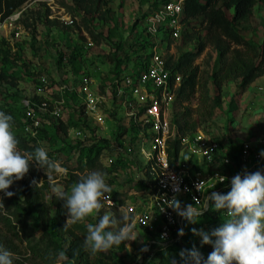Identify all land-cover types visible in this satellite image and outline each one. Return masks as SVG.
Returning a JSON list of instances; mask_svg holds the SVG:
<instances>
[{"label":"rangeland","instance_id":"obj_1","mask_svg":"<svg viewBox=\"0 0 264 264\" xmlns=\"http://www.w3.org/2000/svg\"><path fill=\"white\" fill-rule=\"evenodd\" d=\"M163 1L165 0H109L111 13L107 22L94 16L89 19L90 27L95 34L97 33V38L94 39L85 30L81 21V12L72 14L60 5L61 0H33L15 13L24 12L23 17L27 22H33V26L28 28L19 20L12 26L8 24L0 33V71L5 70L8 75H16L19 78L16 88L4 82L0 83V91H2L0 111L10 108L18 120L17 127L13 126L12 131L24 135L31 133L38 147H44L48 154L55 155L58 165L63 169L61 172H55L37 168L41 172L40 184L48 181L53 185L55 193L57 190L70 193L73 186L66 185L68 171L61 162L70 163L79 147L87 149L90 145L97 144L102 147V155L101 167L95 171L105 175L106 183L112 188L111 197L117 189L125 191L122 197L126 199L125 205L120 206L114 200L115 206H110L106 200L103 201V207L98 213L83 220L87 227L98 221L100 212L103 215H115L117 218L123 215L134 217L147 204L149 189L148 187L141 189L147 182V176L146 164L141 157L140 145L137 141L138 129L128 127V133L123 137L120 136L121 130L129 123L121 112V107L117 111L112 107L113 96L118 101L121 98L118 97L120 94L116 93L117 87L113 83L118 75L115 59L129 55V63L123 73H132L139 67L137 56L141 52H134L132 43L143 32L147 22L145 15L148 14L149 17L152 14L150 12L163 5ZM46 7L50 10L48 16L50 20L56 19L55 16H59L65 10V13L75 18V22L67 24L66 27L65 23L61 22L57 26L48 25L45 22ZM202 20L203 18L199 17L191 21L186 34L195 33L196 38L200 37L201 40L207 41L206 24H202ZM17 26L21 28L19 36L15 35ZM239 30L244 39L262 42L264 37L262 3H257L254 8L251 27H239ZM184 38L185 34H182L178 39H173L169 46L164 43L162 50L167 54L175 55L180 47L184 51L193 50L200 40L184 41ZM119 44L123 46L120 50L117 48ZM72 48L76 49L79 59L76 68L66 63L65 59L60 60L61 54L68 56ZM5 51H9L8 58L4 55ZM195 65L199 68V91L192 95L190 100L177 103L173 111V120L185 110H189L188 119L191 123L198 122L199 130L212 138L228 143L230 148L242 140L255 142L264 136V77L245 90L239 88L236 82H226L222 88L220 101L215 106L211 74L221 66V61L212 44L208 42ZM85 80L89 83L90 96L95 100L99 99L98 108L103 115L102 122L95 120L86 110L85 114L81 112V105L85 103L82 91ZM66 85H73L77 92L70 89L73 87L66 89ZM204 85L209 88V94L202 97L201 91ZM36 95H41L52 107L59 101L60 115L56 116L52 112L53 108L41 109L40 105L32 100ZM32 103L34 108L31 106ZM35 110L36 113H33ZM27 117L34 119L33 127L36 129L32 126L25 128ZM60 120L68 125L67 136L56 131L54 127ZM200 168L207 173L215 170L208 163L201 165ZM244 168L245 166H242L240 170L243 171ZM220 171L231 173L234 170L220 167ZM23 178L14 181L8 191L19 195ZM227 189L223 187L220 193ZM11 202L12 197H5L0 193V215L6 213L7 206ZM200 218H197V223L188 225L192 229L188 242L196 244L192 248L205 246L201 244L200 237L193 233V229L211 231L209 222L202 223ZM221 219H224L223 215ZM71 222L70 218L66 220L67 224ZM132 225L130 241L108 251L115 264H140L144 260L143 254L153 250L158 244L155 222L148 225L134 222ZM0 236L4 239L5 248L12 250L11 253L20 262L38 264L39 260L30 253L27 241L21 234L16 236L9 233L1 221ZM37 236H39L38 231ZM174 238L175 234H172V239ZM146 247L147 251L144 250ZM203 248L210 247L206 245Z\"/></svg>","mask_w":264,"mask_h":264},{"label":"trees","instance_id":"obj_2","mask_svg":"<svg viewBox=\"0 0 264 264\" xmlns=\"http://www.w3.org/2000/svg\"><path fill=\"white\" fill-rule=\"evenodd\" d=\"M31 1L33 0H0V21L17 13L21 7ZM168 1L170 0H165L163 2L166 3ZM259 2L264 5V0L184 1L182 21L184 22L185 27L181 32V35L185 34L184 41L200 39V37L196 38L195 33L186 34L191 21L197 20L199 17L203 18L202 24H206L207 41L200 39L193 50L184 51L180 47L178 48L177 54H166L167 67L171 69L173 74H179L181 76V84L178 88L177 98L172 109V123L180 132L186 134L198 130L199 123L196 121L191 123L188 119L190 114L189 110H185L180 116L175 117L174 120L173 111L177 103H183L190 100L191 96L199 91V68L195 65V62L207 47L208 42L214 46V49L218 52L219 60L221 61V66L218 69H215L211 74L215 92V97H213L215 106L220 101L219 98L222 88L226 82H236L239 88L245 90L251 84L264 77V37L262 42H257L252 39H244L239 30V27H251L254 8ZM60 5L65 7L72 14H79L81 12V21L85 26V30L94 39L97 38V33L95 34L90 27V17L94 16L107 22L111 13L109 0H61ZM45 10V22L48 25L57 26L60 22L64 24V22L58 19L50 20L48 18L50 10L48 7H46ZM23 13L24 12L19 15L18 22L20 20V22H23L26 27L31 28L33 22H27V19L23 17ZM146 16L148 18V14L145 15V17ZM64 26L66 27L68 25L65 23ZM145 31L146 25L144 26L141 35H143ZM209 35H211L210 38H208ZM162 36L161 39L167 40L169 46L173 40L169 35V31L163 29ZM154 44L153 41L146 38H137L134 40L132 43V50L137 53L141 52V54L137 56L139 67L132 73H138L147 67ZM159 45L161 46L162 43L159 42ZM122 47L123 46L120 44L117 46L118 50L122 49ZM4 55L8 58L9 51H5ZM64 59L66 63L71 65V67L76 68L79 63L76 49L72 48L68 56L61 54L60 60L62 61ZM128 63L129 55H125L122 59H115L118 80L121 79V75L126 69ZM18 81L19 78L16 75L10 76L7 71H0V83L4 82L10 87L16 88L18 86ZM113 84L115 85L116 83ZM1 94L2 91H0V99ZM201 94L202 97L208 96L209 88L207 85H204ZM32 100L39 105H42L45 102L46 109L54 108V106L52 107L48 104V101L43 99L41 95L34 96ZM83 104L84 105H81V112L85 114L86 106L85 103ZM121 104V101H118L114 96L112 107L115 108V111H117L119 107L123 110ZM31 106L34 108L33 103ZM4 112L12 116L13 126L17 127L18 120L13 111L10 108H6ZM121 112L123 113V111ZM33 113H36V110ZM123 115L125 116L124 113ZM128 123L127 127L121 130V137L128 133V127L129 129L135 128L132 120H129ZM25 124V128L29 126L33 127L34 119L27 117ZM54 127L56 131L67 136L68 125L64 121L60 120ZM33 128L36 129V127ZM14 134L19 141L18 147L21 151L31 153L36 147H38L35 142L36 140L31 133L25 135L19 133ZM137 138L140 145L141 138L138 136ZM180 151L181 144L176 137L171 141L168 149L169 161L172 168L176 167ZM101 155L102 147L97 144H92L87 147V149L79 147L75 157L72 158L70 163L66 164L62 161V166L68 171L66 185L74 186L82 175L101 167ZM48 156L53 161L57 162L55 155L48 154ZM145 171L147 182L142 185L143 187H141V189L148 187V192H152L155 189L154 180L148 166L145 167ZM256 171L264 172V162L248 171V173ZM40 181L41 172L37 167L30 166L28 173L22 180L19 195L14 194L12 196V202L7 206L8 209L6 213L0 215V221L4 228L9 233H13L16 236L21 234L22 238L27 241L30 253L39 260L38 264H115L112 255L108 251H101L93 254L90 251L85 250L83 247V241L87 235V225L84 224L83 221H72L70 224H67L66 209L63 208V202L57 199L56 193L53 190V185L48 181H44L40 184ZM229 190L230 187L223 191L222 194L227 193ZM124 194L125 191L117 189L111 198L117 201L118 205L123 206L126 204V199L122 198ZM102 215L103 213L100 212L98 219ZM221 215L220 212H217L210 207L208 211L203 213L200 222L204 223L205 221H208L211 226L209 230H213L219 227L223 222ZM130 216L133 217V215ZM188 225L189 223L185 221L184 234L177 243L166 247L157 244L153 250L143 254L142 257L144 260L140 264H184V259L180 255L181 252H187V250L193 249L192 247L196 245L188 242V239L192 234V229L189 228ZM37 231L39 232V236L36 237ZM0 246L5 248V242L1 236ZM180 246L182 248H180ZM203 247H196L195 249L199 251L204 259H206L208 254L212 251V247L211 245H209L210 248L208 249ZM145 249H147V247ZM9 251L13 252L10 249ZM61 252L64 253L63 257L59 256V253ZM14 264L23 263L14 257Z\"/></svg>","mask_w":264,"mask_h":264},{"label":"built area","instance_id":"obj_3","mask_svg":"<svg viewBox=\"0 0 264 264\" xmlns=\"http://www.w3.org/2000/svg\"><path fill=\"white\" fill-rule=\"evenodd\" d=\"M184 1L170 0L151 12L147 18L146 31L138 37L150 39L155 43L149 64L138 73H123L121 79L114 82L116 93L120 94L118 97L121 96L125 117L128 121L132 120L138 129L141 157L148 166L155 187L152 192H148L146 206L133 217L131 223L148 225L155 222L157 242L163 247L177 243L183 236L178 234V230L182 229L184 234L185 229V220L166 206L167 201L176 198L182 207L194 204L195 200L203 201L211 192L220 193L223 187L229 188L230 180L236 174L248 172L264 162V157L260 155L264 150V136L255 142L242 140L230 148L228 143L212 138L202 130L184 134L172 123V109L181 84V76L173 74L167 67V53L162 50V45H168V41L161 38L163 29L168 30L174 40L180 37L184 26ZM19 15L20 13L13 14L0 21V33L8 24H16ZM55 18L66 24L74 22L73 17L65 13V10ZM15 28V35L19 36L21 28ZM159 42L162 43L161 46ZM88 84L85 80L82 89L86 112L92 114L98 122H102L103 115L98 108L99 99L95 100L90 96ZM68 87L66 85L65 88ZM70 89L77 92L75 87ZM59 103L58 101L52 109L56 116L60 115ZM45 105L44 102L40 108L45 110ZM176 137L181 144V151L176 167L172 168L168 149ZM205 163L212 165L215 170L210 173L203 171L200 167ZM242 166H245L243 171L240 170ZM220 167L234 171L225 173L220 171ZM198 183H201L202 193L196 190L195 185ZM174 188H178L179 192H174ZM106 201L110 206H115L113 199ZM197 207H202V204L198 202ZM172 234H175L174 239Z\"/></svg>","mask_w":264,"mask_h":264},{"label":"clouds","instance_id":"obj_4","mask_svg":"<svg viewBox=\"0 0 264 264\" xmlns=\"http://www.w3.org/2000/svg\"><path fill=\"white\" fill-rule=\"evenodd\" d=\"M12 128V116L0 111V193L5 197L14 195L8 191L9 187L14 181L21 180L30 166L63 171L49 158L44 147H36L31 153L21 151ZM260 155L264 157V150ZM195 187L201 192V183ZM173 191L179 192V189L174 188ZM111 193L112 188L106 183L105 175L93 170L82 175L70 193L57 190L56 196L63 202L67 219L79 222L98 213L103 207L102 202L110 200ZM198 202L202 207H197ZM166 206L189 224L197 223V218L209 207L224 217L220 226L210 232L193 229L201 244L211 245L212 251L206 259L195 248L181 252L184 264H264V172L236 174L230 180L227 193L213 191L203 201L195 200L194 204L183 207L178 199L173 198L166 202ZM132 219L128 215L119 218L112 214L100 216L94 225H88L83 247L94 254L130 241ZM178 234L182 236L183 230H178ZM59 256L63 257L64 253H59ZM0 264H14L13 254L3 246H0Z\"/></svg>","mask_w":264,"mask_h":264}]
</instances>
